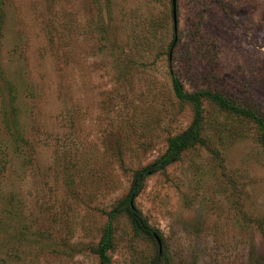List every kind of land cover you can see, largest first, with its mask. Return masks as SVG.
<instances>
[{"label":"rangeland","instance_id":"rangeland-1","mask_svg":"<svg viewBox=\"0 0 264 264\" xmlns=\"http://www.w3.org/2000/svg\"><path fill=\"white\" fill-rule=\"evenodd\" d=\"M0 0V264H100L132 174L193 114L172 94L212 89L264 116V0ZM205 145L136 199L171 264H264V149L207 105ZM239 131H242L241 135ZM111 264L158 244L113 222ZM261 262V263H259Z\"/></svg>","mask_w":264,"mask_h":264},{"label":"trees","instance_id":"trees-1","mask_svg":"<svg viewBox=\"0 0 264 264\" xmlns=\"http://www.w3.org/2000/svg\"><path fill=\"white\" fill-rule=\"evenodd\" d=\"M176 49L177 42L174 39L170 44L168 53L169 61L172 65V94L181 105L190 107L193 114L192 122L187 129L168 139L167 149L164 154L150 164L133 172L128 193L109 214L108 225L103 232L96 251L100 264H111L109 252L114 242L113 222L120 215H125L136 234L144 235L157 242L158 250L150 264H171L169 251L167 247L162 246L165 243L163 233L160 229L154 227L137 207L136 199L144 190L146 182L150 177L165 171L169 166L180 161L182 155L189 149L206 144L204 134L207 129V105L216 107L224 114L252 125L264 149V116L253 107L238 104L227 98L224 94L212 89L187 91L173 68ZM239 133L243 134L242 131H239ZM158 240L161 241V245Z\"/></svg>","mask_w":264,"mask_h":264},{"label":"water","instance_id":"water-1","mask_svg":"<svg viewBox=\"0 0 264 264\" xmlns=\"http://www.w3.org/2000/svg\"><path fill=\"white\" fill-rule=\"evenodd\" d=\"M174 4V18H175V28L177 27V22H176V11H175V6H176V0H173ZM159 244L161 245V241L158 240Z\"/></svg>","mask_w":264,"mask_h":264}]
</instances>
